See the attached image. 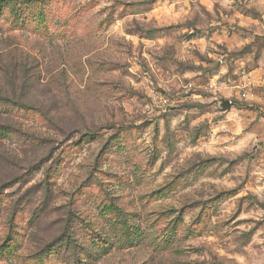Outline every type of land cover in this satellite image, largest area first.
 <instances>
[{
  "label": "rangeland",
  "instance_id": "374dc122",
  "mask_svg": "<svg viewBox=\"0 0 264 264\" xmlns=\"http://www.w3.org/2000/svg\"><path fill=\"white\" fill-rule=\"evenodd\" d=\"M0 264H264V0L0 3Z\"/></svg>",
  "mask_w": 264,
  "mask_h": 264
},
{
  "label": "trees",
  "instance_id": "16d2710c",
  "mask_svg": "<svg viewBox=\"0 0 264 264\" xmlns=\"http://www.w3.org/2000/svg\"><path fill=\"white\" fill-rule=\"evenodd\" d=\"M3 2H4V0H0V3H3ZM127 229H128V230H127L126 232H127V233H129V232L131 233V234L128 235V238H127L128 241L134 242L135 239H136V237H137V234H135V232H138V230L134 228L135 232L132 231V232H133V233H132V232H131L132 229L129 230V227H128Z\"/></svg>",
  "mask_w": 264,
  "mask_h": 264
},
{
  "label": "water",
  "instance_id": "95a60500",
  "mask_svg": "<svg viewBox=\"0 0 264 264\" xmlns=\"http://www.w3.org/2000/svg\"><path fill=\"white\" fill-rule=\"evenodd\" d=\"M222 108L223 109H228L229 108V102L228 101H223Z\"/></svg>",
  "mask_w": 264,
  "mask_h": 264
}]
</instances>
